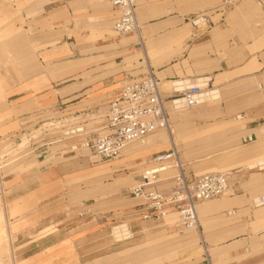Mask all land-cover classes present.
<instances>
[{
	"label": "crops",
	"instance_id": "crops-1",
	"mask_svg": "<svg viewBox=\"0 0 264 264\" xmlns=\"http://www.w3.org/2000/svg\"><path fill=\"white\" fill-rule=\"evenodd\" d=\"M142 1L138 11L140 43L130 34L123 36L124 44L107 36L105 30L111 18L100 0H47L38 7L39 13L26 16L24 12V26H14L20 35L8 45L13 53L9 54L10 67L0 63V97L11 124L2 127L0 140L20 137L22 130L60 111L67 118L79 116L87 135L100 133L95 127L107 103L126 81L143 75V66H135L143 60L144 67H150L158 81L169 121L175 120L170 132L186 125L194 133L208 132L210 146L224 148L222 168L228 173L231 191L197 204L199 231H189L181 244L199 246L200 235L209 264H264V1L138 2ZM199 14L209 18L208 27L193 24L194 15ZM115 17L112 11V22ZM204 77L208 83L202 91L203 100L182 107L190 109L189 115L175 113L181 108H171L168 101L174 89ZM162 138V134H154L143 139L144 144L134 149V154L124 157L120 153L114 157L120 159L113 163L108 162L113 158L95 163L94 156H86L84 149H73L71 145L78 142V137L54 142L34 153L25 152L10 162L8 165H16L10 172L18 170L10 179L0 180L1 199L4 205L7 203L5 208L0 207V227H5L8 242L9 228L12 240L28 246L13 261L20 260L23 250L33 249L34 255L44 249L42 255L51 254V259L68 254L86 236L74 237L77 221L85 219L103 221L98 226L106 228L108 248L144 243L164 225L156 223L160 219L139 216L140 200L129 193L139 173L134 175L132 186L130 175L140 169L141 163L146 168L151 155L165 150ZM177 144L178 148L184 145ZM151 148L160 150L149 153L142 162ZM196 161L189 159L187 163ZM182 163L185 174L191 177V169ZM167 172L170 174L164 175ZM175 173L173 168L160 172L157 187H170ZM28 186L34 193L33 210L24 221L18 213L21 191ZM9 189L14 191L8 193ZM46 198L62 199L59 209L47 208ZM127 202L130 206H124L126 209L122 205ZM170 216L177 218L170 211L161 220ZM111 228L116 232L124 229V235L130 233V238H114ZM133 247L112 250L103 257L123 264L117 255H128L126 252ZM163 251L134 264L175 263L176 256L166 251L172 256L169 259ZM202 252L200 258L177 264H207ZM60 263L72 264L63 260L52 264Z\"/></svg>",
	"mask_w": 264,
	"mask_h": 264
},
{
	"label": "built area",
	"instance_id": "built-area-1",
	"mask_svg": "<svg viewBox=\"0 0 264 264\" xmlns=\"http://www.w3.org/2000/svg\"><path fill=\"white\" fill-rule=\"evenodd\" d=\"M138 1L106 0L110 9L116 13L112 29L119 35L135 33L140 43L135 13ZM192 22L205 27L210 23L206 15L200 14L194 15ZM145 69L142 76L126 81L119 94L107 103L106 112L95 127V131H101L100 133L87 135L82 122L77 118L79 116L67 118L59 110V115L42 118L28 129L22 130L20 137L0 140V143L7 141L5 146L10 145L15 151L11 158L7 153L0 155V180H3L5 166L10 162L20 158L25 152H37L41 147L54 142L78 137V142L71 145L73 149L86 148L99 160H109L117 157L128 143L141 140L157 129L169 127L165 99L159 90L158 81L150 67L146 66ZM174 93L168 99L173 109L191 107L203 100L202 89L198 83L174 89ZM21 143L23 146L19 147ZM147 163V167L138 175V182L129 189L130 195L140 200L137 208L142 219L159 220L173 211L177 214L176 226L180 230L196 228L199 231L197 204L228 195L231 191L228 173L210 172L188 177L175 146L151 155ZM170 168L176 170L172 185L158 188L160 172ZM259 202H263V199L260 198ZM130 235L129 233L127 238ZM199 242L203 245L200 235ZM204 257L209 264L206 249Z\"/></svg>",
	"mask_w": 264,
	"mask_h": 264
},
{
	"label": "rangeland",
	"instance_id": "rangeland-1",
	"mask_svg": "<svg viewBox=\"0 0 264 264\" xmlns=\"http://www.w3.org/2000/svg\"><path fill=\"white\" fill-rule=\"evenodd\" d=\"M47 0H0V63H3L6 67H10V56L9 54H13L11 51V47L9 43L15 39L16 36L20 35V32L18 31L17 28H15V25H21L24 26V19L22 18V14L25 12L26 16H33L36 12L39 13V6H41L44 2ZM104 2L105 4V9L108 12L109 17L111 18V22L107 26V29L105 30L107 36L114 42L119 41L120 44H124L123 41V36H126L128 34L132 35L135 41H137V37L135 33H127L124 35H119L112 29V11L110 9L109 4L106 2V0H100ZM264 1V0H263ZM145 1H142L141 3H137L135 7L136 11V16H137V21L139 24L141 23L140 18L138 17V11L139 8L143 6ZM77 17V15H76ZM75 17V18H76ZM81 17V16H80ZM38 18V17H35ZM36 20L33 22L35 23ZM141 25L139 26V28ZM26 33H24L25 39H26ZM24 44V43H22ZM21 45V44H20ZM115 46V45H114ZM142 65L143 66V72H145V67H144V62L141 60L140 62H136V67ZM13 67V66H12ZM119 94V91L117 92L116 96ZM115 96V97H116ZM3 99L0 97V130L2 127H10L11 124H9V121H7L8 118V113H5L4 111V105H3ZM175 113L180 114V115H187L188 112H190V109L188 108H181L178 110H174ZM189 115V114H188ZM184 117V116H183ZM170 131H171V126L174 125L175 120L172 118V121L170 122ZM172 136L174 138V143L176 145V149L178 150V153L180 154L182 161L185 162V167L187 170L191 169V177L194 175L198 176L204 173H210V172H219V173H227L223 168V147H218V146H210V134L205 131H198L197 133H194V131H190L188 126L184 125L183 127H180V129L175 128V133L171 132ZM152 134V135H150ZM147 135L145 140L148 139L149 136H153L154 134H162L164 138H162L160 141H162V146L166 145L165 150L169 149V144L165 135L164 129L161 130H156L155 132L150 133ZM215 138V135L213 136ZM143 139L131 143L137 144L139 147L143 145ZM178 142L183 143L184 145L180 148H178ZM166 142V143H165ZM8 142H3L0 143V150L2 147L7 144ZM193 145H196V147H193ZM199 145V146H197ZM160 148V147H159ZM21 149V148H20ZM163 149V148H160ZM158 148H151L148 153L146 152V156L142 159V162L146 159L149 153L160 150ZM86 156H94L89 150H82ZM8 154V157L11 158V156L15 153L13 148H11L10 145H8L4 150L0 151V155L2 154ZM209 156H212L209 158ZM149 157V156H148ZM220 159L219 161L215 159ZM95 163L97 162H103V160H99L97 156H94L92 158ZM117 159H112L108 161L109 163H113L117 161ZM189 159H194L197 160L196 162L192 164H188L187 160ZM15 163L5 166L6 174L4 175L3 180H8L11 177L15 176L16 171L18 168L15 170L11 171V169L15 168L16 165ZM142 166L140 165V169H136L135 171L133 170L132 174L130 175L133 179L131 180V186L135 183V178L134 175L141 173V170L144 167V163H141ZM4 170V171H5ZM170 170V169H169ZM188 172V171H187ZM170 173L167 172L164 175H169ZM188 174V173H187ZM194 174V175H193ZM22 177V175H21ZM21 179V178H20ZM23 180V178L21 179ZM10 185H8L9 187ZM33 187L32 185H30ZM30 186L23 188L21 191V210L18 213L19 218L24 217V221L28 220L30 216L32 215V208H33V199L34 198V193L32 194V191L30 189ZM130 186V187H131ZM5 189V188H4ZM3 189V190H4ZM2 190V189H1ZM10 190V189H9ZM8 190V193L14 190ZM6 191V190H5ZM7 193V194H8ZM32 194V195H31ZM62 199H47L45 201V204L47 205V208L52 207L54 211L59 209V205L62 202ZM7 203L2 202L1 199V192H0V207L5 208ZM124 206H130V202L122 205ZM36 207V206H34ZM38 206L35 208L37 210ZM122 208V207H121ZM126 208V207H124ZM123 208V210H124ZM127 209V208H126ZM122 210V211H123ZM126 217H121V220L126 221ZM80 220V218H78ZM108 220H105L104 222L106 224L105 227L108 225ZM118 220V221H121ZM23 221V222H24ZM89 220H82V221H77V227H76V232L74 237L76 236H83L84 233L86 234L85 237L82 238L81 241H79L75 246L73 247V250H71L68 254H65L61 257L53 258L49 255L51 254H46L45 256L42 255L43 251H41L38 254L32 255V250H23L22 252L23 255H21V258L18 262L13 261V257L17 255L18 253L21 254L20 251L22 249H25L28 246H21L23 243H17V240L13 239V232L8 228V236H9V246L8 249H0V264H52L54 262H57L58 260H63V261H69L72 264H114V262L110 261L109 257L104 255L108 254L110 251H114L117 249H121L124 247H133L135 242H130V243H125L119 247L116 248H108L109 243H108V238H107V231L106 228L98 226L99 224H102L103 221H92L88 222ZM139 221V220H138ZM176 221L177 218L174 216H170L168 220H161L156 222L163 224L164 226H161L159 229L154 230L151 235L148 236V239L142 243L141 245H138L137 247L130 248L126 254L128 255H117L120 257V261L123 264H134L140 261H143L147 258H144L146 256H151L149 257H154L156 255L161 254L159 251L165 250L162 253H165L169 259H172V256L168 253L170 252L171 254H174L176 256V261L173 264L182 263L180 261L183 260H189L191 258H200L201 254L203 253L202 246L198 244L199 246L195 244H190V246H184L181 244L183 238L187 235L189 231L190 233L195 232V230H180L179 227L176 226ZM119 223V222H117ZM116 223V224H117ZM113 225V224H112ZM115 225V224H114ZM124 227H126L124 225ZM121 229V227H119ZM124 231V229H122ZM119 230V232H116V228H111V235H113L114 238L116 237H127L128 233L124 235L123 231ZM127 230V229H126ZM183 231H185L183 233ZM120 235V236H119ZM196 235V234H195ZM85 238V239H84ZM197 237L195 236V241ZM25 243V242H24ZM25 245V244H24ZM116 245V244H115ZM21 246V248L19 247ZM183 246V247H182ZM47 250V249H46ZM168 251V252H166ZM24 256V257H23ZM101 256V258H99ZM41 257V258H40ZM47 257V258H46ZM99 258V259H98ZM143 258V259H142ZM61 264V263H60Z\"/></svg>",
	"mask_w": 264,
	"mask_h": 264
},
{
	"label": "bare ground",
	"instance_id": "bare-ground-1",
	"mask_svg": "<svg viewBox=\"0 0 264 264\" xmlns=\"http://www.w3.org/2000/svg\"><path fill=\"white\" fill-rule=\"evenodd\" d=\"M139 25V23H138ZM139 33H140V29H139ZM190 83H198L203 90L207 89L205 88L206 87V84L208 83V78L204 77V78H198L196 80H194L193 82H190ZM189 82H187V84H190ZM183 87H184V84H183ZM164 129L165 131V135H166V138H167V141H168V144H169V148L174 146L175 143H174V138L172 136V133L170 132V123H169V127H166V128H162ZM157 130H161V129H157ZM156 131V130H155ZM154 131V132H155ZM142 140V139H141ZM73 148V147H72ZM138 148V145L135 144V143H128L127 145H125V147L122 149L121 153L124 157L130 155V154H134L135 150ZM81 149H84L86 150V148H81ZM95 156V155H94ZM120 179V178H119ZM119 179H116L114 182H117ZM123 228V227H122ZM195 230L196 233H198L197 229L196 228H188V230ZM6 229L5 227L1 226L0 227V249H8V246H9V242L7 240V237H6ZM59 234V233H58ZM120 236V235H119ZM58 238V237H57ZM54 240V239H53ZM50 244V243H49ZM46 245H48V243H46ZM202 246V245H201ZM202 249L203 251H205V248L202 246ZM16 263V262H15Z\"/></svg>",
	"mask_w": 264,
	"mask_h": 264
}]
</instances>
